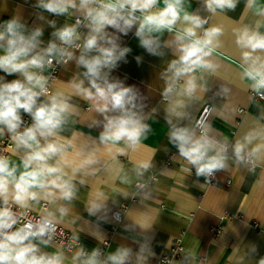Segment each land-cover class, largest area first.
<instances>
[{"label": "crops", "instance_id": "0c3cea01", "mask_svg": "<svg viewBox=\"0 0 264 264\" xmlns=\"http://www.w3.org/2000/svg\"><path fill=\"white\" fill-rule=\"evenodd\" d=\"M38 3L39 0H0V30L13 18L24 26L26 36L40 28L42 35L38 37L36 51H41L50 41L59 42L53 35L56 30L74 25L76 16L84 18L77 9L70 8L67 13L57 15ZM163 6V0H159L156 8ZM259 7H264V0L251 4L249 0H239L234 10L212 13L205 0H183L185 12L207 19L205 28L223 29L220 46L210 58L217 67L214 72L195 73L202 87L198 86L192 98L172 93L165 99L162 95L171 75L169 64L180 55L175 32L153 33L158 46L150 53L135 35L138 24L126 35L106 28L118 46L117 52L130 49L115 67L104 69L102 74L107 73L109 82L119 81L135 93L133 111L145 127L133 147L124 141L117 145L101 143L100 135L107 122L105 115L120 113L117 110L101 114L91 101L76 94L73 82L83 80L85 87L89 85L83 76L86 69L77 64L81 50H69L74 58L60 68L49 94L62 93L71 106L57 137L66 145L71 164L66 171L72 175L73 167L81 164L83 167L72 180L74 198L57 200L48 204V208L55 213L53 221L74 232L81 246L67 252L56 243L45 245L34 241L42 253H60L62 264H81L86 257L73 259L78 251L85 249L90 255L108 241L107 257L117 249H127L125 264H157L162 254L170 251L174 238L184 232V251L171 264H260L264 259V148L255 156L248 153L257 144H264V138L258 136L247 146L244 160H238L234 154L235 143L243 141L247 133L253 130L264 133V99L253 97L252 81L243 77L247 65L243 64L244 50L236 44L235 35L237 29L256 28L258 24V30L264 34V15L258 14ZM52 21L55 27L51 26ZM183 26L178 22L176 27ZM197 32L200 34L202 29ZM88 33L89 28L84 26L80 33L82 42ZM3 54L0 49V55ZM257 54L264 56L259 50ZM15 79L23 77L0 71V83ZM183 82L181 79L179 85ZM177 99L184 100L186 106L173 112L170 104ZM204 103L213 105L206 123L209 136L227 144L225 167L215 170L211 177L196 174L195 166L180 155L171 136L177 127L194 128ZM7 134L4 129L0 137ZM118 149H123V154ZM25 151L13 144L8 160L10 165L17 166V175L24 170ZM144 164L149 165L147 170L142 167ZM137 182L145 185L137 188ZM43 202L46 201L33 203L32 209L42 213ZM60 206L67 209L63 216L58 211ZM122 207L123 216L116 220L114 212Z\"/></svg>", "mask_w": 264, "mask_h": 264}, {"label": "clouds", "instance_id": "9594fccd", "mask_svg": "<svg viewBox=\"0 0 264 264\" xmlns=\"http://www.w3.org/2000/svg\"><path fill=\"white\" fill-rule=\"evenodd\" d=\"M158 2L159 0H79L77 4V0H39V7L57 15L67 13L70 8L83 12L84 20L88 21L84 26L89 28V33L82 44L76 43L81 39V34L77 31L82 25L80 19L74 25L65 26L53 33L61 42L60 45L50 41L41 51H36L39 46L38 37L42 35L40 28L26 36L22 31L24 26L13 18L0 30V49L4 53L0 55V71L7 75L19 73L23 77L22 80L0 83V134L6 129L16 148L26 149L22 158L24 170L19 175L17 166L10 165L6 157L0 156V264H62L63 257L60 253H42L39 244L34 243L39 241L47 245L56 230L53 222L55 213L49 208L42 209L39 219L28 218L20 227L14 228L28 216L33 203L39 204L41 200L48 204L57 200L71 201L75 195L72 180L79 168L83 167V164L73 167L72 175H69L66 168L71 167V164L66 156V145L57 138L71 106L62 98V93L49 94L48 77L40 74L45 67L52 65L54 58L57 63L67 64L74 58L69 47L75 45V48L81 50L77 64L86 69L83 76L89 86L85 87L83 80L73 82L72 86L76 89V94L91 101L101 114L119 111L117 116L105 115L107 122L100 135L101 143L117 145L124 141L129 147L139 142L145 126L133 111L136 96L132 88L123 87L119 81L109 82L107 73L102 74L104 69L115 67L117 61L130 51L124 48L117 52L118 46L108 35L106 28L117 29L126 35L133 25L138 24L135 35L150 53H154V46H158L153 33L165 30L175 32L180 55L169 64L171 75L167 77V86L162 93L165 99L172 93L178 97L192 98L198 86L202 87L198 85L195 73L198 70L215 71L217 65L210 58L220 46L219 37L223 34V29L219 26L205 28L207 19L185 12L183 0H163L164 6L157 9ZM238 2L239 0H205V5L209 12L214 13L216 10H234ZM253 2L254 0H249V4ZM258 14L264 15V7L258 8ZM178 22H182L184 26L178 29ZM50 24L55 27L54 21ZM259 26H245L235 30V35L236 44L244 50L243 64L247 65L244 67L243 77L252 81L251 88L264 99V56L257 54L258 50L264 52V34L258 30ZM198 29H202L200 34ZM93 52L97 54L89 55ZM181 79L184 82L179 85ZM42 96L45 100H40ZM185 106L182 99L170 104L173 112ZM21 110L30 115L33 121L22 131ZM197 123L200 124L199 121ZM208 132L209 128L201 125L199 135L195 128L189 127H177L171 134L172 142L180 155L195 166L198 176H207L224 168L227 159V144H221L210 137ZM258 136L264 138V133L253 130L244 136L243 141L237 140L234 154L238 160L245 159L247 146ZM262 148L264 144H257L248 155L255 156ZM118 151L123 154V149ZM142 167L147 170L149 165L144 164ZM13 206L23 211L14 212ZM58 211L63 216L67 209L60 206ZM45 236L48 237L47 240L43 239ZM128 255L129 250L117 249L116 253L101 261L97 250L87 255L81 249L73 259L75 261L86 257L81 264H125ZM260 264H264V259Z\"/></svg>", "mask_w": 264, "mask_h": 264}, {"label": "built area", "instance_id": "2783aa9c", "mask_svg": "<svg viewBox=\"0 0 264 264\" xmlns=\"http://www.w3.org/2000/svg\"><path fill=\"white\" fill-rule=\"evenodd\" d=\"M137 15H139V14L137 13ZM77 19H80L82 21V25L79 27V30H78V32L81 33L83 31V28H84L83 25H85L86 22H88V21L84 20V18H82L80 16H76L74 18V21L76 22ZM76 43L82 44L83 42L81 40H79V41H76ZM56 44L60 45L61 42L59 41ZM65 47H67V46H65ZM69 50H80V49L75 48V45H73V46L69 47ZM64 65H66V64L57 63V60L54 58L52 65L49 67H45L43 69V71L40 73V74L48 77L47 87L49 89V93L51 92L52 82H54V80L58 77L60 68ZM253 97L254 98H261V96L258 95L255 91L253 92ZM38 103H39V101H38ZM242 111L243 110H240V112H242ZM212 112H213V105L210 103H204L203 106L201 107V109L199 110L197 117L194 121V128L196 129V131H198L200 133L201 125L206 127V123H207L208 119L210 118L209 116H211ZM20 115L23 119V124H22L21 129H20L22 131L24 127L30 126L33 121H32L31 116L24 113L23 110L21 111ZM198 121L200 122L199 125L197 123ZM12 148H13V142L10 139V134L1 136L0 137V156L6 157L7 159H9ZM211 176H212V174L207 175V177H211ZM153 178H155V176H153ZM144 185H145V183L137 182L136 187L140 188V187H143ZM45 207H47V208L49 207L47 202H43V204H42V209ZM13 211L18 212V211H23V210L18 209L15 206H13ZM123 213H124L123 207L117 209L114 212V217L116 218V220H121ZM41 214H42L41 211H35L32 209L30 212H28V216L25 217L23 220H21L19 224L15 225L14 228L20 227L24 222H26V220L28 218H32L33 220L39 219ZM53 222L55 223L56 230L51 235V239L49 240V242L61 245L62 249L67 251V252H71V251H73V250H75L81 246L80 241L78 240V238L76 237L74 232L69 231L66 228L60 226L55 221H53ZM183 233L184 232H182L181 235L176 236L174 238V242H173V245H172L170 251L164 252L162 254V256L158 259L157 264H171L175 258H177L179 255H181V253L184 251ZM43 239L47 240L48 237L45 236ZM108 244H109V242L105 241L104 243L101 244L100 248L97 250L99 252L98 258L101 261H103L107 258V246H108ZM84 253L87 254L88 250L84 249Z\"/></svg>", "mask_w": 264, "mask_h": 264}]
</instances>
